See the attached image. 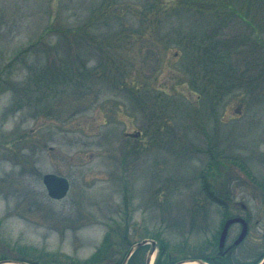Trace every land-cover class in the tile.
Returning <instances> with one entry per match:
<instances>
[{
  "label": "rangeland",
  "instance_id": "obj_1",
  "mask_svg": "<svg viewBox=\"0 0 264 264\" xmlns=\"http://www.w3.org/2000/svg\"><path fill=\"white\" fill-rule=\"evenodd\" d=\"M50 172L69 178L66 197L49 195ZM232 215L250 231L234 245L232 225L218 262L255 264L264 0H0L5 258L121 264L146 238L178 260L213 257Z\"/></svg>",
  "mask_w": 264,
  "mask_h": 264
},
{
  "label": "water",
  "instance_id": "obj_2",
  "mask_svg": "<svg viewBox=\"0 0 264 264\" xmlns=\"http://www.w3.org/2000/svg\"><path fill=\"white\" fill-rule=\"evenodd\" d=\"M44 183L48 189L49 195L56 199L64 198L68 194L69 189H70V180L66 176L58 175L56 173H46L44 175ZM235 222H241L243 224L242 231L239 237L236 239L235 244L240 243L244 239L246 234L248 233V222L246 221L245 218L241 216H235V217L229 218L226 221L224 228L222 230V233H221V237H220L221 247L225 246L229 228ZM146 244L152 245L148 253V256H147V264H152L153 259H154L153 257H154L155 252L157 251V244H158L157 240L155 239H144L142 241L135 243L131 247L130 251L127 253L123 261V264H128L130 258L136 252V250H138L139 248L143 247ZM185 263L210 264L209 262L203 259H186V260H181L177 262L176 264H185ZM0 264H33V263H30L27 261L9 259V260H1ZM259 264H264V259Z\"/></svg>",
  "mask_w": 264,
  "mask_h": 264
},
{
  "label": "trees",
  "instance_id": "obj_3",
  "mask_svg": "<svg viewBox=\"0 0 264 264\" xmlns=\"http://www.w3.org/2000/svg\"><path fill=\"white\" fill-rule=\"evenodd\" d=\"M206 188V187H205ZM4 243V241H0V246ZM102 246H107L108 249H109V245H108V239L106 237L105 241H104V244ZM208 247L206 249H210V250H214L215 247H216V250L218 251L219 249V244H218V240L217 238L213 240V242L209 243L207 245ZM101 249V248H100ZM104 249H106V247H104ZM129 250V249H128ZM127 250V252H128ZM141 250V249H140ZM139 250V251H140ZM209 251V250H208ZM216 251V252H217ZM101 256V254L98 252H96L95 254V259L97 261H101L102 259L99 258V256ZM200 258H203L205 260H210V256L208 255H204V256H201ZM0 259H6L5 256L3 255L2 253V250L0 248ZM16 259H19V260H28V261H31V262H35V260H32V258H27L26 256H21V257H18ZM178 261V256H173L169 251H167V245L163 242V244H161V248H160V251L157 255V259H156V262L155 264H174ZM36 263V262H35ZM38 264V263H37ZM89 264H94L93 262L92 263H89Z\"/></svg>",
  "mask_w": 264,
  "mask_h": 264
},
{
  "label": "flooded vegetation",
  "instance_id": "obj_4",
  "mask_svg": "<svg viewBox=\"0 0 264 264\" xmlns=\"http://www.w3.org/2000/svg\"><path fill=\"white\" fill-rule=\"evenodd\" d=\"M246 219H247V218H246ZM247 220H248V219H247ZM248 221H249V220H248ZM237 224H239V225L242 226V224L239 223V222H238ZM248 234H249V233H248ZM228 236H229V234H228ZM247 236H248V235H247ZM245 239H246V238H245ZM245 239H244V240H245ZM242 242H243V241H242ZM232 248H233V247H231V249H230L229 251H224V250H222V249L219 250L218 255H217V256H213L212 259L218 262L220 259H222V258H224L225 256H227V255L232 251Z\"/></svg>",
  "mask_w": 264,
  "mask_h": 264
}]
</instances>
